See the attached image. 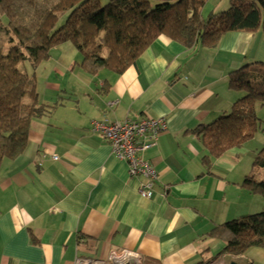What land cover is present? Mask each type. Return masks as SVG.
<instances>
[{"label": "crops", "instance_id": "obj_1", "mask_svg": "<svg viewBox=\"0 0 264 264\" xmlns=\"http://www.w3.org/2000/svg\"><path fill=\"white\" fill-rule=\"evenodd\" d=\"M260 32L226 33L211 49L161 37L121 75L81 72L69 42L51 49L40 79L33 73L39 102L53 108L32 120L24 152L0 167V264H264V248L236 255L207 235L264 211V198L242 186L248 151L206 165L197 134L235 102L228 74L264 63ZM141 118L166 121L140 153L158 174L149 198L139 194L143 178L130 177L90 130L93 120Z\"/></svg>", "mask_w": 264, "mask_h": 264}, {"label": "trees", "instance_id": "obj_2", "mask_svg": "<svg viewBox=\"0 0 264 264\" xmlns=\"http://www.w3.org/2000/svg\"><path fill=\"white\" fill-rule=\"evenodd\" d=\"M206 2L0 0V167L24 152L32 120L53 108L39 102L35 74L19 65L30 62L36 68L49 58L51 49L69 42L80 56L73 65L81 72L121 75L161 37L187 49H211L229 32L264 33V0H229L227 10L203 18ZM228 88L244 96L229 114L197 129L207 151L202 158L206 165L254 137L255 104H264V63L231 71ZM253 165L264 169V146ZM259 177L248 174L242 186L264 198V179ZM207 235L222 240L224 252L236 255L251 247L264 248V212L219 224Z\"/></svg>", "mask_w": 264, "mask_h": 264}, {"label": "built area", "instance_id": "obj_3", "mask_svg": "<svg viewBox=\"0 0 264 264\" xmlns=\"http://www.w3.org/2000/svg\"><path fill=\"white\" fill-rule=\"evenodd\" d=\"M111 105L112 103H108ZM166 129L163 118H141L138 120L109 121L93 120L90 130L107 141L116 158L126 162L131 177H142L139 194L149 198L153 194L155 181L158 179L156 170L144 160L140 153L156 144L159 134ZM76 264H112L110 262L91 263L79 259Z\"/></svg>", "mask_w": 264, "mask_h": 264}, {"label": "rangeland", "instance_id": "obj_4", "mask_svg": "<svg viewBox=\"0 0 264 264\" xmlns=\"http://www.w3.org/2000/svg\"><path fill=\"white\" fill-rule=\"evenodd\" d=\"M107 0H102V4H105ZM229 7V0H207L206 4L201 9V15L203 18H207L211 14H216L222 11L227 10ZM63 22V18L59 20L57 26H59ZM260 33L263 34V30ZM256 63V62H252ZM250 63V64H252ZM261 63V62H260ZM25 67H24V66ZM23 65H19L20 69L25 68V70L31 74L32 72L36 71V74L38 78L40 79V69H42V66H37V68H34L30 62H25ZM105 71V70H103ZM236 97L234 101L240 99L244 96V92L242 91H234ZM229 109L226 114L230 113ZM254 114L257 119V131L252 139H249L243 147L248 151L246 154L242 155L243 159V165L248 166V170L252 174L260 176L259 178L264 179L261 177V175H264V169H261L257 166L253 165L254 158L256 156V153L264 146V104H255L254 108ZM128 171V170H127ZM129 175V174H128ZM131 177V176H130ZM264 212V211H261Z\"/></svg>", "mask_w": 264, "mask_h": 264}]
</instances>
